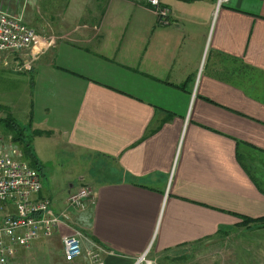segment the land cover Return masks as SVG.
I'll list each match as a JSON object with an SVG mask.
<instances>
[{
	"label": "crops",
	"instance_id": "obj_1",
	"mask_svg": "<svg viewBox=\"0 0 264 264\" xmlns=\"http://www.w3.org/2000/svg\"><path fill=\"white\" fill-rule=\"evenodd\" d=\"M62 1L41 0L48 31L55 18L64 29L30 50L41 48L30 121L51 132L35 142L60 138L84 163L78 188L92 187L95 204L72 209L70 188L57 212L69 227L11 264L52 249L47 264H90L85 252L66 261L71 227L84 251L87 240L106 249L105 264L145 253L156 264L240 228V216L264 217V0H161L167 25L148 0Z\"/></svg>",
	"mask_w": 264,
	"mask_h": 264
},
{
	"label": "rangeland",
	"instance_id": "obj_2",
	"mask_svg": "<svg viewBox=\"0 0 264 264\" xmlns=\"http://www.w3.org/2000/svg\"><path fill=\"white\" fill-rule=\"evenodd\" d=\"M60 1L64 5V2ZM4 4L11 7L10 0H5ZM17 4L18 8L14 11L8 7L5 9L2 5L0 8L15 15L19 12L24 23H30L37 35L43 38L42 41L47 38L43 36L55 39L60 35L59 31L64 29L62 26L60 28L55 26L58 23L55 18L51 22L54 26L51 27L49 24L50 31H48L44 21L45 16L43 17L42 13L41 0H14L13 8ZM128 16V18L131 17L130 14ZM119 17L123 16L120 14ZM129 29L130 33H134L131 27ZM33 51H35L34 54L31 51L11 52L15 55L14 58L0 63V145L9 146L13 138L25 129L26 135L22 138L26 141L25 144L30 143L35 156L40 161V167L43 168V170H38L43 188L37 196L50 199L52 209L58 212L67 191L72 187L80 186L81 177L87 176L88 169L83 168L84 163L78 157L73 156L72 151L65 148L62 139L52 137L50 140L44 138V140L35 142L39 137L50 136L51 132L40 130L42 135L35 136L32 123H30L33 91L29 88L27 80L31 79V71L37 60L36 55L41 53V50L37 48ZM27 126L28 130H26ZM14 144L22 153V160L27 161L36 169L40 168L26 155L23 141L15 140ZM49 253L47 259L39 253L38 257L33 260L35 263L38 262L36 264H47V260H51L53 254L56 256L59 254L54 249ZM156 264H264V223L235 228L211 237L209 241L196 244L192 248L174 250L167 257L158 258Z\"/></svg>",
	"mask_w": 264,
	"mask_h": 264
},
{
	"label": "built area",
	"instance_id": "obj_3",
	"mask_svg": "<svg viewBox=\"0 0 264 264\" xmlns=\"http://www.w3.org/2000/svg\"><path fill=\"white\" fill-rule=\"evenodd\" d=\"M148 1L159 23L169 24L170 11L161 0ZM227 1L219 0V5ZM36 37V30L24 23L20 15L0 8V59L6 61L15 56L11 52L32 50ZM21 156L13 142L9 146L0 145V264H11L19 249L52 237L61 225L69 227L65 222L69 218L66 211L57 214L50 199L37 196L43 188L40 173ZM67 202L72 209L84 211L95 204V192L84 185L71 191ZM70 229L72 233L63 237L66 261H74L85 252L90 264H105L102 254L106 249L87 240L90 247L84 251L85 234L74 227ZM133 264H155V261L145 253Z\"/></svg>",
	"mask_w": 264,
	"mask_h": 264
},
{
	"label": "trees",
	"instance_id": "obj_4",
	"mask_svg": "<svg viewBox=\"0 0 264 264\" xmlns=\"http://www.w3.org/2000/svg\"><path fill=\"white\" fill-rule=\"evenodd\" d=\"M184 1H195V0H184ZM30 123H31V121H30ZM28 129H29V127H28ZM28 129L26 127V130H28ZM25 132H26L25 129H22L21 133L18 136H16L15 138H13L12 142L15 143V140L16 141H23L24 142V151H25L26 155H28L33 160V162L40 167V161L35 156L30 143L25 144L26 141L22 138L26 135ZM33 135H35V136L42 135V131H40L39 129H34ZM37 170H43V168L40 167ZM240 218L242 220L241 227H247L248 225H253V224H259L260 225V223L261 224L264 223V217L254 219V218L240 216Z\"/></svg>",
	"mask_w": 264,
	"mask_h": 264
},
{
	"label": "bare ground",
	"instance_id": "obj_5",
	"mask_svg": "<svg viewBox=\"0 0 264 264\" xmlns=\"http://www.w3.org/2000/svg\"><path fill=\"white\" fill-rule=\"evenodd\" d=\"M40 51V49H38Z\"/></svg>",
	"mask_w": 264,
	"mask_h": 264
}]
</instances>
